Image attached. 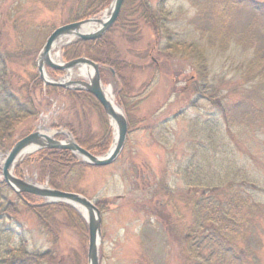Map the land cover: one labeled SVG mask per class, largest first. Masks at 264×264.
Returning a JSON list of instances; mask_svg holds the SVG:
<instances>
[{
  "label": "rangeland",
  "instance_id": "obj_1",
  "mask_svg": "<svg viewBox=\"0 0 264 264\" xmlns=\"http://www.w3.org/2000/svg\"><path fill=\"white\" fill-rule=\"evenodd\" d=\"M149 1L155 5L157 0ZM254 1L264 3V0H169L170 7L177 13L176 28L180 36L188 42L200 39L203 46L211 50L209 66L217 73L213 81L220 83L221 73H226V79H230L223 82V89L231 95L232 102L238 103L232 105L229 124L223 122L218 115L220 111L210 102L198 100L191 104L196 98L189 88L190 79L195 75L191 57L173 50L171 55L160 54V62H156L160 67L153 71L147 67L150 56L146 60L140 57L142 51L155 43L149 28L143 27L142 40L134 44H127L121 38V30H116L115 40L123 57L139 69L130 73L133 89L130 101H140L137 124L113 163L88 164L69 176L70 191L85 195L95 203L99 199L108 200L106 208L100 210L101 264H264V210L259 218L248 220L244 225L241 224L244 217L236 213L241 217L234 218V222L223 221L224 211L210 202L214 199H208L200 191L192 189L190 192L184 175L189 164H199L204 167L201 178L221 174L248 177L264 189V83L258 94H252L241 103L243 74L234 72L237 67L239 71L241 67L264 69V9L258 8ZM77 2L0 0V44L13 52L8 65L10 71H14L12 80L16 86L30 79L31 74H39V53L51 32L69 23L72 16L69 8H74ZM109 6L91 17L102 18ZM78 9L77 5L72 13L76 14ZM64 38L66 40L59 43ZM76 40L73 36L62 37L54 45L52 55L65 61L63 48L67 42ZM18 50L21 53L17 55ZM151 52V58L156 60L154 49ZM80 67L71 72L70 78H66L67 71L49 67L46 70L51 80L85 79ZM111 73L106 74L104 87L111 88L116 105L126 115L123 106L116 101L115 71L114 75ZM236 73L240 75L232 79ZM35 99L40 113L35 121L26 124L34 126L33 131L48 134L59 131L56 137L67 140L74 139L68 123L81 124L77 130H81L83 136L87 135V129L90 134L102 130L97 112L89 106L82 109L76 106L77 116L68 108L70 102L65 96L51 97L50 104L42 93H37ZM253 105L259 106V112H254ZM215 119L218 121L213 122ZM108 121L113 132L109 148L94 155L105 156L113 144L114 129L109 118ZM209 123L219 124L218 129H211ZM33 153L20 158L15 167L20 168V177L26 181L48 186L47 182L36 179L33 165L23 164ZM0 156L5 159L6 152L0 151ZM2 164L0 162V177ZM13 173L16 175L15 168ZM189 173L193 174L192 168ZM254 192L264 198V191ZM158 200H170L166 208L168 215L154 212ZM34 202L33 206L47 204L38 196ZM21 208L24 210L17 219L0 221V256L27 241L33 251L54 250L64 257L62 264H77L81 258L88 264V237L81 247L82 241L74 230L63 228L55 244L41 230L35 214ZM253 216L256 215L249 214L251 219ZM213 217L218 219L211 220ZM170 220H173L171 227ZM205 227L208 231L203 232Z\"/></svg>",
  "mask_w": 264,
  "mask_h": 264
},
{
  "label": "trees",
  "instance_id": "obj_2",
  "mask_svg": "<svg viewBox=\"0 0 264 264\" xmlns=\"http://www.w3.org/2000/svg\"><path fill=\"white\" fill-rule=\"evenodd\" d=\"M111 1L78 0L76 4L80 10L78 9L76 14H73L72 11L77 5L74 8L70 7L69 12L72 16L68 21L70 23L71 21H79L97 15L105 10L111 4ZM255 4L258 5V8L264 9V3L255 2ZM213 5L218 6V3L215 2ZM177 22V13L170 7L169 0H157L155 5H152L149 0H125L118 19L102 37L93 40L78 39L66 45L62 50V57L65 61L87 57L97 62L100 65L103 83L106 81V74L111 72L109 68L114 69V79L118 88L116 101L123 106L126 113L129 124L128 136L136 127V111L140 104L139 100L130 101L132 99L130 94L133 90L130 73L139 69L131 61L126 60L120 48H118L114 35L117 29L121 30V38L127 44H134L142 40L143 27L147 26L149 28L155 43L142 51L140 57L146 60L150 56V63L147 67L153 71L160 67V64L156 63L157 60L159 61L160 54L171 55L173 50V52L180 51L191 57L195 75L190 79L191 85L189 88L191 93L196 96L191 104L193 105L198 100L210 102L214 108L220 111L218 115H220L223 122L229 124L228 115L231 114L232 105L238 103L232 102L230 100L231 95L226 94L223 89V82L227 83L230 79H226V73L220 72V83L213 81L217 77V73L209 66L211 50L203 46L200 39H192L188 42L185 38H182L178 33V28H176ZM210 48L213 49V47ZM153 49L156 52V60L151 58V50ZM17 52L18 55L21 50ZM27 53L32 55L31 52ZM36 54L35 52L33 57ZM12 55V51L1 47L0 44V151L10 150L18 139L33 131L34 126H26V124L28 121H35L38 118L40 110L35 95L42 93L49 104L51 97L65 96L70 102L68 108L73 110L77 116L76 106L81 109L84 106H89L96 111L102 128L100 132L90 134V130L87 129V135L83 136L82 131L77 130L81 124L68 123L67 126L72 131L76 141L84 148L94 154L106 152L112 140L113 132L105 110L99 101L86 90H69L59 86L45 85L39 74L36 73L31 74L30 79L25 80L21 86H16L12 80L14 71H10L8 65ZM234 72L243 74L244 83L240 87L241 98L243 97L241 103L252 94L260 92V86L264 83V69L241 67L239 71L237 67ZM239 75L236 73L232 79ZM245 93L248 95H245ZM253 106L255 108L254 112H259V106ZM216 121L218 120H213V122ZM208 126L211 129L213 127L218 129L219 124L212 125L209 123ZM23 164L35 167L38 181L47 182L50 187L63 191L72 189L69 184V176L88 166V164L82 163L70 150L50 148H44L33 153ZM190 168L193 169V174L194 172L197 173L195 175L189 173ZM203 169L204 167L199 164H189L185 168L184 175L186 181H188L190 192L192 189L194 192L200 191L201 195H207L208 199H214V201H209L216 203L218 208L224 211L223 221L231 223L234 222V218L242 216L244 222L241 224L244 225L248 220L255 221L259 218V215H262L264 198L258 197L254 191H264V189L257 187L254 180L248 179V177L232 178L227 174H221L210 179L201 178L200 174ZM15 173L22 176L18 166L15 167ZM12 194H15V197L12 198ZM34 198L35 196L30 193H23L22 196L17 195L4 181L3 177H0V221L7 218L17 219L24 210V208H21L22 206L35 214L41 230L55 244L60 240V233L63 228L74 230L80 241H82L81 247L82 243L87 242L89 236L87 224L75 208L64 202L37 203L38 205L31 206V203H36ZM168 201L170 200H158L159 204L155 207L154 212L168 215L166 211L169 205ZM96 204L103 211L108 204V200L99 199ZM235 213L236 215L241 214V216H236ZM250 213L256 216L251 219L249 217ZM214 219H218V217H213L211 220ZM219 220L222 221L221 214ZM168 223L169 227L173 226V220L168 221ZM202 230L203 232L208 231L207 227ZM213 231L215 230L213 229ZM243 253V251H240V254ZM63 262L64 257L56 254L54 250L33 251L29 249L27 241H22L16 248L0 256V264H62ZM84 263L85 259L77 260V264Z\"/></svg>",
  "mask_w": 264,
  "mask_h": 264
},
{
  "label": "water",
  "instance_id": "obj_3",
  "mask_svg": "<svg viewBox=\"0 0 264 264\" xmlns=\"http://www.w3.org/2000/svg\"><path fill=\"white\" fill-rule=\"evenodd\" d=\"M124 2L125 0H112L111 5L107 9V11L109 10V15L105 21H103L102 18L91 17L55 28L47 38L37 59L40 78L46 85L59 86L72 90H86L99 101L114 129V140L108 153L102 157L97 156L82 147L72 138L59 140L52 134L35 130L14 143L12 148L6 153V157L2 164V177L17 195L22 196L23 193H30L43 198L47 204L64 202L74 207L81 215L80 208L86 211L87 216H82L88 224V264H101L99 246L101 243L102 215L96 203L85 195L77 192L53 189L48 186H41L28 182L14 175L13 170L22 154L30 149H32V152H36L43 148L70 150L77 155L83 163L93 166L109 165L120 155L127 139L129 124L124 112L121 109L116 111L106 96L101 79L100 65L87 57H79L67 62L61 60L56 61L52 58L51 52L56 42L62 37L73 36L77 40H93L102 37L118 19ZM94 20L100 23L97 29L93 31L82 30L84 24ZM69 43L71 42H67V44ZM79 66L91 67L93 70L92 75L89 76L81 72V75L85 77V79H65L63 81L59 79L51 80L47 75V67L55 70L67 71L69 75H71V72ZM111 71L114 75V70L111 69Z\"/></svg>",
  "mask_w": 264,
  "mask_h": 264
},
{
  "label": "bare ground",
  "instance_id": "obj_4",
  "mask_svg": "<svg viewBox=\"0 0 264 264\" xmlns=\"http://www.w3.org/2000/svg\"><path fill=\"white\" fill-rule=\"evenodd\" d=\"M108 15H109V10L102 17V20L105 21L108 18ZM99 26H100V23L98 21L94 20V21H90V22L84 24L82 26V30L83 31H93V30L97 29ZM65 40L66 39L64 38V39L60 40L59 43H63ZM52 58L54 60H56V61H59V58L57 56L52 55ZM80 70H81V72H84L85 74H88L89 76H91L92 72H93L92 68L91 67H87V66H81ZM66 78H70V75H68ZM104 89H105V93H106L107 98L110 100V102L112 103V105L115 108V110L119 111V108H118V106L116 105V103L114 101L111 88L109 87L108 89H106L104 87ZM49 134H53V133H49ZM31 152H32V149L27 150V151H25L22 154L21 157H24V156H26L27 154H29ZM3 161H4L3 157L0 156V162H3ZM80 212L82 213L83 216H85V217L87 216V213H86V211L84 209L80 208Z\"/></svg>",
  "mask_w": 264,
  "mask_h": 264
}]
</instances>
